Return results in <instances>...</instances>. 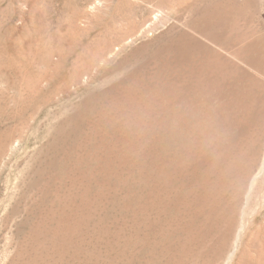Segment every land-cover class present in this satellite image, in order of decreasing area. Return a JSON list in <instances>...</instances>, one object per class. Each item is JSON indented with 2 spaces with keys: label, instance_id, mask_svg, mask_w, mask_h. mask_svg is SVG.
<instances>
[{
  "label": "rangeland",
  "instance_id": "374dc122",
  "mask_svg": "<svg viewBox=\"0 0 264 264\" xmlns=\"http://www.w3.org/2000/svg\"><path fill=\"white\" fill-rule=\"evenodd\" d=\"M0 264H264V0H0Z\"/></svg>",
  "mask_w": 264,
  "mask_h": 264
},
{
  "label": "bare ground",
  "instance_id": "6f19581e",
  "mask_svg": "<svg viewBox=\"0 0 264 264\" xmlns=\"http://www.w3.org/2000/svg\"><path fill=\"white\" fill-rule=\"evenodd\" d=\"M11 147H13V146H11ZM11 150V149H10ZM9 155V154H8ZM262 175V173L260 172V173H258L253 179H252V185H253V183H254V181H256V179H258L260 176Z\"/></svg>",
  "mask_w": 264,
  "mask_h": 264
}]
</instances>
